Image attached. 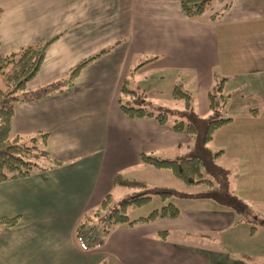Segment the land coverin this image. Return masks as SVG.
I'll return each instance as SVG.
<instances>
[{"label": "crops", "instance_id": "0c3cea01", "mask_svg": "<svg viewBox=\"0 0 264 264\" xmlns=\"http://www.w3.org/2000/svg\"><path fill=\"white\" fill-rule=\"evenodd\" d=\"M0 9L3 54L56 38L31 90L66 82L71 69L111 48L63 90L17 103L12 135L49 137L45 161L30 177L0 183V218H19L12 228L0 225V264H264V219L252 231L231 207L194 197L204 190L181 192L192 197L176 200L177 219L121 225L101 248L83 251L74 236L83 216L112 194L117 173L148 169L143 153L176 160L194 146L170 124L128 118L120 102L133 101L124 83L153 112L152 96L167 83L171 98L179 86L196 96L201 116L210 115L209 93L221 82L223 91L238 80L246 90L247 80L264 78V0H233L217 23L210 13L187 18L175 0H0ZM263 115H231L208 145L222 152L217 163L229 171L230 193L254 213L264 203Z\"/></svg>", "mask_w": 264, "mask_h": 264}, {"label": "trees", "instance_id": "16d2710c", "mask_svg": "<svg viewBox=\"0 0 264 264\" xmlns=\"http://www.w3.org/2000/svg\"><path fill=\"white\" fill-rule=\"evenodd\" d=\"M175 1L179 2L187 18L200 19L210 13L209 21L212 23H217L226 14L233 2V0ZM209 9L214 11L208 12ZM1 14L0 9V17ZM55 39L28 45L10 54H3L0 51V78L4 83V87L0 85V183L30 177L39 167L38 161L46 155L48 134H40V141H35L36 144L43 145V151H40L35 144L34 146L22 144L20 137L12 135V120L17 103L33 101L63 90L66 83L73 81L90 63L111 50V48L105 49L79 63L70 70L66 82L60 80L38 90H31L29 84L39 74L48 48ZM122 93L131 101L139 95L137 91L129 89L125 83ZM172 98L183 103V111L179 112L181 119H176L170 127L176 133L192 137L193 149L188 156L176 160H163L152 154L143 153L140 156V162L159 170L170 171L174 178L187 186L205 188L203 192L194 197L212 199L219 204L231 207L239 215L254 222L252 209L230 193L229 171L217 163L222 152L213 153L208 147L215 133L231 121V118L221 117V106H224L227 99L223 93V82L218 85L215 92L209 93V107L212 115L208 118L201 116L193 109V97L181 87L174 88ZM120 108L128 118H150L162 126L169 124L167 112L161 111L156 114L142 106L137 100L130 105L120 102ZM36 150L41 153L37 154ZM113 184L114 187H125L131 193L118 205L114 204L113 195L110 193L97 209L83 216L74 232L75 240L83 251L103 247L109 236L121 225L134 227L157 220L177 219L180 216V209L175 204L168 203L161 209L152 211L147 217L131 220L130 210L148 206L153 195L158 196L164 203L176 194L180 197H192L169 188L150 187L145 182L126 179L120 173L114 176ZM18 222V217L0 218V225L6 228L16 226ZM254 230H256L255 227H252V231ZM168 235L166 231L159 233L162 240H166Z\"/></svg>", "mask_w": 264, "mask_h": 264}, {"label": "rangeland", "instance_id": "374dc122", "mask_svg": "<svg viewBox=\"0 0 264 264\" xmlns=\"http://www.w3.org/2000/svg\"><path fill=\"white\" fill-rule=\"evenodd\" d=\"M210 11L213 12L214 10L209 9L208 12H210ZM139 82H141L140 85H144V81H142L141 79ZM240 82H241L240 80H238L235 83L232 82L231 83L232 88L230 90H228V88H229V86H228L223 91V93L227 97V101H228L229 97H231V96L234 97L231 100L229 98V105L228 106H226L225 103H224V106H221V110H222L221 111V117L223 119L228 118L231 115L232 116L233 115H236V116L240 115V113L242 111H244L245 109H258L260 112H264V78H261L259 81L251 80V79L247 80L246 84H247L248 88H246V90L244 88H242ZM0 85L2 87H4V83H3L1 78H0ZM166 86H167V83L163 84V90H162L163 93L161 91L160 95L152 96V98L156 100L155 101L156 104L154 106H150V107L152 108V110L155 111L156 114L160 113L161 111L167 112L169 114V124H172L176 119H181L179 112L183 111V103L181 101H176V100L172 99L170 94H169V91H168L169 89L167 90ZM217 88H218V86H216L212 91L215 92ZM192 91L194 93L195 90H192ZM132 100L133 101L137 100L139 103H142L145 99L143 96H141L139 94L138 97H135ZM148 102H151V101H148ZM134 106L138 107L136 105H134ZM193 109L198 114H200L198 112V109H197L196 96H193ZM208 115H202V116L208 118L212 115V113L209 116ZM254 126H256V125H254ZM21 143L22 144L25 143L24 145H27V146H34V144H35V146L37 145L40 148V151H43V145H42V147H40L41 145H39L38 143L36 144L35 140L33 142H21ZM40 151L36 150V153L40 154L41 153ZM44 161L45 160L42 157L38 161V164H41ZM143 166H146L149 170H153L154 172H155V170H158V172H163L164 175H161V176L152 175V174L149 175L148 169L147 170L146 169H136V170L130 171L131 175H129L128 172H123L122 175L128 179H130V178L131 179H138L139 181L147 183L150 187H159V188L165 187V188L175 190L177 192L192 193V192H197V191L205 189L201 186L190 187V186L185 185L183 182L174 178L172 176L171 172L168 170H159V169H156V168L149 166V165H143ZM130 193H131L130 190L125 188V187H115L113 192H112L114 204L118 205ZM178 198H180V196L176 194L175 196H173L172 199H170L168 202L164 203L161 201V199L158 196L153 195L152 201L148 206L143 207V208H139V209L130 210L129 216H130L131 220H136V219H139L141 217H147L152 211H154L156 209H161L163 206L167 205L168 203L175 204V202H176V200H178ZM258 215H260V216H258ZM253 217L255 218V221L254 222L249 221L250 229L252 227H256V228L261 227V225H262L261 221L264 219V203H262L258 206L257 213L253 212ZM244 220L246 221V219H244ZM243 237H244L243 235H240L237 238H238V240H241L245 246H248V248L249 247L252 248V246H254V249H255V247L257 246L255 244L256 242L249 243L247 241H244ZM256 240H257V238H255L252 241H256Z\"/></svg>", "mask_w": 264, "mask_h": 264}]
</instances>
